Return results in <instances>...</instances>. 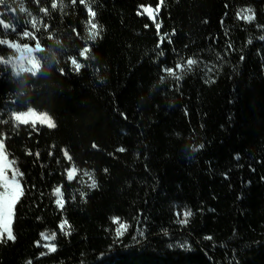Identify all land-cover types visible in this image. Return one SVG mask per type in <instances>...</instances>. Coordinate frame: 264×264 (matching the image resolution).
<instances>
[{
	"label": "trees",
	"instance_id": "16d2710c",
	"mask_svg": "<svg viewBox=\"0 0 264 264\" xmlns=\"http://www.w3.org/2000/svg\"><path fill=\"white\" fill-rule=\"evenodd\" d=\"M0 139V264H264V0H0Z\"/></svg>",
	"mask_w": 264,
	"mask_h": 264
},
{
	"label": "snow or ice",
	"instance_id": "6c2138e0",
	"mask_svg": "<svg viewBox=\"0 0 264 264\" xmlns=\"http://www.w3.org/2000/svg\"><path fill=\"white\" fill-rule=\"evenodd\" d=\"M81 2H83V0H81ZM89 11H90L91 16L94 17L95 16V13L94 12H91V10H89ZM149 14L151 15V13H149ZM91 26L93 28H96L97 27L96 24H91ZM87 51H88V49L87 48H84L82 52L85 54ZM241 59H243V57H241ZM194 63H195V61L194 60H191V59H189L187 61V64L188 65H192ZM176 67H179V65H176ZM161 71L162 72L171 73L172 70L170 68H164L162 66ZM161 79H163V76H161ZM121 115L123 116V114H121ZM54 126H55L54 124H51V123L49 124V127H54ZM2 147H3L2 142H0V148H2ZM93 147H96V146L93 145ZM200 147L202 148L203 145H201ZM120 151H123V149L121 148ZM65 155H67V153H65ZM69 159H71V157H69ZM235 159L239 160L240 159V156L237 155L235 157ZM7 168H8V165L7 164H4L2 167H0V187L3 188V191L0 192V216H3L4 217V222L2 224V228H3L4 231L7 232L8 239H14V237L12 236V233H11V231L9 229V221H10V215H11L12 206H13V204L16 202V200L19 197L20 185L15 181V173L13 175V179L12 180H9V178L5 174V169H7ZM105 171H107V169H105ZM85 174L87 175V173H85ZM70 178H71V173H69V179ZM92 187H95V182H93ZM56 195L57 196L60 195L59 189L56 190ZM81 195H83V193H81ZM56 204L58 206H61L62 207V202H61L60 199H57L56 200ZM176 214L179 215V213H176ZM191 215H192L191 210H188V211L184 212L185 219L179 220L178 223L186 224L187 223V217L188 216H191ZM115 222L116 223H119L118 220L115 221ZM65 224H67V221H64V223H62V224L59 225V227L61 228V230L64 228V225ZM125 227L126 226L121 225V227L116 230V235L118 237L123 235V231H121V228H125ZM41 235L44 236L43 233ZM45 239H53L54 240L55 239V235H53L51 237L45 236ZM206 239H211V237H206ZM50 250L51 251H55V248L53 247ZM27 264H31V261H28Z\"/></svg>",
	"mask_w": 264,
	"mask_h": 264
},
{
	"label": "rangeland",
	"instance_id": "374dc122",
	"mask_svg": "<svg viewBox=\"0 0 264 264\" xmlns=\"http://www.w3.org/2000/svg\"><path fill=\"white\" fill-rule=\"evenodd\" d=\"M19 49H21L22 51H24L25 55L24 57L26 58V63H20L17 60V57L13 58L11 61L13 64L19 66V70L21 72L27 71V70H32L34 71L35 67L39 64L36 57L34 55H31L29 53H27L26 49L19 47ZM14 120L16 122H20L21 124H28V123H42L47 125L48 121L46 120V118H44V116L42 114H38L37 112H35L34 110H29L27 112H23L20 114L15 115ZM0 142H2L3 145V141L2 139H0ZM4 164L8 165V168L5 169V174L7 175V177L9 178V180L13 179V173H11V170L13 171L15 168V164L13 161L7 159L5 151H4V146L2 148H0V167H2ZM15 181L19 184L18 179L15 176ZM3 191V188L0 187V192ZM15 204V203H14ZM14 204L12 206L11 209V215H10V221H9V228H10V223H11V218H12V213H13V208H14ZM4 222V217L0 216V236L5 233L6 231L3 230L2 228V224Z\"/></svg>",
	"mask_w": 264,
	"mask_h": 264
}]
</instances>
